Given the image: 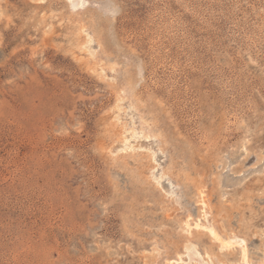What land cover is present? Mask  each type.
<instances>
[{
  "label": "rangeland",
  "instance_id": "obj_1",
  "mask_svg": "<svg viewBox=\"0 0 264 264\" xmlns=\"http://www.w3.org/2000/svg\"><path fill=\"white\" fill-rule=\"evenodd\" d=\"M82 2L0 0V264H264V0Z\"/></svg>",
  "mask_w": 264,
  "mask_h": 264
},
{
  "label": "bare ground",
  "instance_id": "obj_2",
  "mask_svg": "<svg viewBox=\"0 0 264 264\" xmlns=\"http://www.w3.org/2000/svg\"><path fill=\"white\" fill-rule=\"evenodd\" d=\"M70 1L73 4V6H75V7H77V6L79 7L83 4L82 0H70ZM126 142H127V140H125L123 142V148H122L123 152H127V150L130 149V147L127 145ZM198 203L200 205V211H201L200 215L204 219L205 222L200 223L201 220L199 219V220L190 224L191 220L186 221L184 224V227H185L187 234L191 235L193 233V231L207 232L206 234H209L212 241H215L218 244V248L220 250H229V249L233 248V246H237L241 250V264H248L249 259L247 260L248 256H246V250H245L246 245H245L244 239H240V238L238 239L236 237L235 239H232L230 241L229 240H223L220 237V235H218L217 232L215 231L214 226H212L210 224V221L208 218V215L210 214V206L208 204L206 196L204 195V193L202 191L199 193ZM226 239H227V237H226ZM187 242H189V241H187ZM176 257L177 258L173 261L174 264H211L208 261L205 263L202 262L203 260H201V256L197 252L196 248L190 243L186 244L184 246L182 255H178ZM209 260H210V258H209ZM249 262H250V260H249ZM250 264H251V262H250Z\"/></svg>",
  "mask_w": 264,
  "mask_h": 264
}]
</instances>
